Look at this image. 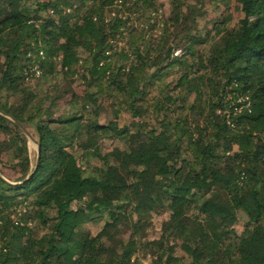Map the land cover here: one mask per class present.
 <instances>
[{"label":"trees","instance_id":"trees-1","mask_svg":"<svg viewBox=\"0 0 264 264\" xmlns=\"http://www.w3.org/2000/svg\"><path fill=\"white\" fill-rule=\"evenodd\" d=\"M0 113V264H264V0H0Z\"/></svg>","mask_w":264,"mask_h":264},{"label":"rangeland","instance_id":"rangeland-1","mask_svg":"<svg viewBox=\"0 0 264 264\" xmlns=\"http://www.w3.org/2000/svg\"><path fill=\"white\" fill-rule=\"evenodd\" d=\"M234 6H235V3L232 1L230 4H228V6L227 7H225V6H222L221 5V8H220V10H219V12L220 11H227L228 9L230 10L229 12H232V13H234L235 15H237V12L234 10ZM167 7H168V5L167 4H165V8H163L164 10H162L163 11V13L164 12H166V14H167ZM228 12V11H227ZM211 17V16H210ZM120 45H122L121 43H120ZM177 53V54H176ZM175 54L176 55H179L180 54V52L178 51V52H176ZM76 92L77 93H81L82 92V87H77L76 88ZM126 120V118L125 117H123L122 118V121L121 122H124ZM102 123L104 122V119L103 118H101V120H100ZM125 122H127V121H125ZM124 122V123H125ZM32 137V136H31ZM32 139H34L33 137H32ZM28 140V139H27ZM35 140V139H34ZM36 141V140H35ZM28 151H29V155H30V159H31V163H32V167H33V164H34V162H35V160L37 159V145L35 144V143H33V142H31V141H29L28 140ZM6 175H7V177H8V175H10V171L9 170H6ZM12 175V174H11ZM19 212H20V210H19ZM239 217H240V220H241V222H245L246 220H245V217H244V215L242 214V213H239ZM161 221V218H155V227H156V230H159V225H160V222ZM103 223H104V220H101V222H100V224L99 225H96V224H89V225H87V227H88V229L91 231V233L92 234H96L99 230H100V228H101V226L103 225ZM237 228L238 229H240L241 228V226L240 225H238L237 226ZM178 256H181L180 254L178 255ZM181 264H187V262H183V263H181Z\"/></svg>","mask_w":264,"mask_h":264},{"label":"built area","instance_id":"built-area-1","mask_svg":"<svg viewBox=\"0 0 264 264\" xmlns=\"http://www.w3.org/2000/svg\"><path fill=\"white\" fill-rule=\"evenodd\" d=\"M177 54V53H176ZM175 54V55H176ZM39 55L41 56L42 54L39 53ZM41 74L40 68H39V64L37 62H33L30 66H28L25 70H24V78L25 81H29L30 79H34V78H38ZM238 102H244L245 105L241 106V107H236L235 111H240L242 110V108L248 109L249 108V102L247 98L238 100Z\"/></svg>","mask_w":264,"mask_h":264},{"label":"water","instance_id":"water-1","mask_svg":"<svg viewBox=\"0 0 264 264\" xmlns=\"http://www.w3.org/2000/svg\"><path fill=\"white\" fill-rule=\"evenodd\" d=\"M0 115H2L3 117L9 119L10 121L14 122L17 125V127L22 131V133L26 136V138L29 141H31V142H33V143H35L37 145V159H36V166H37L38 165V161H39V157H40V146H39V144L34 139H32L30 133L18 121H16L15 119L11 118L10 116H8V115H6L4 113H0Z\"/></svg>","mask_w":264,"mask_h":264}]
</instances>
